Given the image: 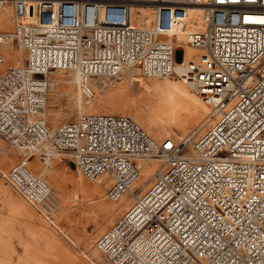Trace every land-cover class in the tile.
I'll return each mask as SVG.
<instances>
[{"label":"built area","instance_id":"built-area-1","mask_svg":"<svg viewBox=\"0 0 264 264\" xmlns=\"http://www.w3.org/2000/svg\"><path fill=\"white\" fill-rule=\"evenodd\" d=\"M8 2L15 28L0 33V66L8 45L30 59L0 76V135L18 150L68 154L90 181L107 176L112 202L133 197L98 250L112 264H264V0H0V11ZM141 9L153 14L148 29L132 25ZM186 45L198 60L185 62ZM126 68L191 84L213 123L176 143L119 115L55 130L40 116L48 71L87 81ZM145 159L159 166L137 188ZM9 178L29 202L48 199L25 163Z\"/></svg>","mask_w":264,"mask_h":264},{"label":"bare ground","instance_id":"bare-ground-1","mask_svg":"<svg viewBox=\"0 0 264 264\" xmlns=\"http://www.w3.org/2000/svg\"><path fill=\"white\" fill-rule=\"evenodd\" d=\"M14 12L11 2H8L0 11V33L14 31ZM134 12L133 26L146 29L152 27L154 18L149 10L141 9ZM180 40L185 42V38L182 36ZM184 50L186 63L190 60H198L200 52L197 49L186 45ZM3 57L4 63L0 66V76L13 68L25 66L30 59V53L20 50L13 44L4 47ZM180 63L177 62V64ZM113 78L99 76L84 81L79 78L77 71H48L45 79L49 93L45 94L46 106L40 116L50 129L55 130L66 123V120L71 122L76 114L78 117L75 120L88 115L118 114L132 118L143 129L146 122L147 131L144 130L154 140L158 142L170 140L176 143L196 133H203L214 121V110L194 92L191 84L183 82L179 77H145L137 68H126L115 79ZM67 96L76 100L74 107L68 106L61 111L53 108L55 107L53 105ZM114 107L118 109H113ZM43 112H46L44 116ZM175 130L180 131L181 135H177ZM194 139H197L196 135ZM10 145L13 150L7 151L0 142L2 180L6 179L9 182L10 172L25 163L28 170L45 188L48 197L43 204L36 205L25 198L23 201L10 188L3 189L6 196L11 199L12 209L25 219L28 234L34 238H41L45 248L54 251L67 264H88V261L91 264H112L98 250L96 236L88 234L86 230L90 223L97 225L95 216L89 210L91 206L104 201L103 190H107L113 184L112 179L103 176L97 179L95 184L89 183V179L77 169L71 156L55 152L48 144H45L43 149L32 151L18 150L12 144ZM17 152L22 157H19ZM143 163L145 171L136 186L137 188L147 187L150 184L152 173L159 166L157 161L151 159H145ZM51 189L54 191L53 193ZM16 192L18 191L16 190ZM51 196L59 199L61 210L59 215H52L49 223L41 214L40 216L36 215L35 211L46 205ZM117 202V208L114 207L112 210L116 212L118 208H122V211L124 210L122 214H124L132 205L133 197L124 195ZM78 207H81L80 212H77ZM41 210L45 216L46 211L43 208ZM105 227H108L107 224L100 229L98 227V232L101 233ZM53 228L69 230L73 236L71 241L75 240L77 245H83V257L73 253L69 246L55 234L56 230L54 233ZM6 230L11 233L12 225H9ZM23 246L25 252H30L28 243L25 242ZM12 253L13 248L10 240L4 239L0 232V264H12Z\"/></svg>","mask_w":264,"mask_h":264},{"label":"rangeland","instance_id":"rangeland-1","mask_svg":"<svg viewBox=\"0 0 264 264\" xmlns=\"http://www.w3.org/2000/svg\"><path fill=\"white\" fill-rule=\"evenodd\" d=\"M113 79H115V77ZM47 92L49 93V91ZM62 99H60V101L57 104L53 105L55 106L53 107L54 109L61 111V109L65 110L66 107L68 106L74 107L76 105V100L70 96L63 97ZM56 105H57V108H56ZM113 109L117 110L118 108L114 107ZM45 114L46 112H43V116ZM77 117L78 116L76 114L75 117L72 118L71 121L75 120ZM66 121L69 122L70 120H66ZM144 125H145L144 129L146 130L147 128L146 122ZM174 132L179 136L181 135L180 131L175 130ZM200 134L201 133L199 132L197 133L196 136L198 137L200 136ZM0 142L7 151L13 150L11 145L8 144L1 136H0ZM17 154L19 155V157H22V155H20L18 152ZM88 182L91 184L96 183V181H89V180ZM5 188L7 189L10 188V190H12V192L16 194L19 198H21L23 201L25 199L18 192H16V190L10 185L8 181H6V179L2 180L1 174H0V232H1V236L4 239H9L11 242V246L13 248L12 264H53V263L54 264H67V262L65 260H62L54 251L47 250L45 248L44 241L41 238L39 237L34 238L30 234H28V232L26 231V227H25V219H23V217L20 216V214H18L12 209L11 199L8 198L5 192L3 191V189ZM103 191H104L103 193L105 194L104 201L91 206V209L89 210V212H91L95 216L97 225L90 223L87 225V229H86L88 234L92 236H96V239H98V237L103 232H106L108 229H110L120 219V217L123 215L122 213L124 212V210L122 211V208H118L119 210L117 209L116 212H114L112 209L114 207L117 208L118 202L116 203V202L110 201L106 196L107 190L105 189ZM53 192L54 191L52 190V193ZM60 206H61V203L59 199L51 196L47 204L42 206L43 210L46 211L45 213L47 215L46 214L45 216L43 215L42 213L43 211L41 210L42 208L36 209L35 214L38 216H40L41 214L50 223L49 220H51L50 219L51 217L59 215V212L61 210ZM80 209L81 207L80 208L78 207L77 212H80L79 211ZM4 221L6 223H3ZM106 224L108 227H105L104 230L101 233H99L97 230L98 227L100 229ZM9 225H12L11 233H8L6 230V228H8ZM53 230H54V233L57 231L55 234L58 237H60V239H62L64 244L69 246V248L73 251V253L75 252V254H78V256L83 257L82 255V252L84 251L83 245L81 244L77 245V242L75 240L71 241L73 239V236L69 232V230H65V229L61 230V228H58V229L53 228ZM25 242L29 244L30 252H25L26 250L24 249V246H23ZM88 264H91V263L88 261Z\"/></svg>","mask_w":264,"mask_h":264}]
</instances>
